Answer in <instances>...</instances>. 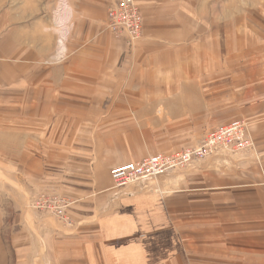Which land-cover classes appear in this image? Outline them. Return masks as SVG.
<instances>
[{
  "label": "crops",
  "instance_id": "1",
  "mask_svg": "<svg viewBox=\"0 0 264 264\" xmlns=\"http://www.w3.org/2000/svg\"><path fill=\"white\" fill-rule=\"evenodd\" d=\"M115 1L69 0L52 20L54 0L4 8L0 264H264V80H235L262 70L264 39L204 18L199 0H135L143 33L129 44L106 26ZM236 119L255 151L172 170L151 191L115 187L113 168ZM43 193L68 200L69 223L31 207Z\"/></svg>",
  "mask_w": 264,
  "mask_h": 264
},
{
  "label": "built area",
  "instance_id": "2",
  "mask_svg": "<svg viewBox=\"0 0 264 264\" xmlns=\"http://www.w3.org/2000/svg\"><path fill=\"white\" fill-rule=\"evenodd\" d=\"M144 18L135 0H117L108 10L107 29L117 38L135 43L143 33ZM64 29V27H63ZM64 33V32H63ZM60 34L58 51L64 50L65 36ZM55 58L60 56L55 54ZM255 149V143L248 131V122L236 119L208 132L202 141L175 153H156L138 161H128L111 170L115 187L125 189L137 185L149 190L162 175L219 154L239 155ZM129 192V191H128ZM132 193V192H129ZM68 200L60 195L39 194L31 201L34 209L46 211L69 223Z\"/></svg>",
  "mask_w": 264,
  "mask_h": 264
},
{
  "label": "rangeland",
  "instance_id": "3",
  "mask_svg": "<svg viewBox=\"0 0 264 264\" xmlns=\"http://www.w3.org/2000/svg\"><path fill=\"white\" fill-rule=\"evenodd\" d=\"M37 1L47 2L49 0H0V30H1V26H3L2 17L4 13V8L6 6L12 7L13 11L14 10L20 11L18 7L20 6L21 2H37ZM68 3L69 0H54L53 3L54 9L52 10L51 13V20L53 19L54 14L56 13L58 7L59 6L67 7ZM200 8L204 9V18H213L214 16H218L224 22L230 21L236 25H240L241 27H243V25L245 27H251L256 30L255 36L257 38L262 37V39H264V0H199V10ZM255 36H252V38ZM259 49H261V52H264V44L262 47L256 48L255 51ZM255 51L251 55H254ZM249 57L250 55L245 56L241 60H246V59L249 60ZM262 60L264 61V58ZM261 69L262 70L253 69L246 73H240V71L238 72L236 71L237 73L235 77L236 87H242L247 83L255 84L258 83L260 79L264 80V67L262 66ZM248 131L251 135L249 124H248ZM252 151H255V149H253ZM154 184L156 185V183H153V185ZM154 188L155 187L153 186L150 187L149 191H151Z\"/></svg>",
  "mask_w": 264,
  "mask_h": 264
}]
</instances>
